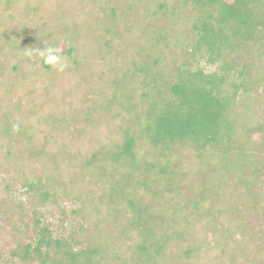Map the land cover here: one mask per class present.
<instances>
[{"label": "rangeland", "instance_id": "rangeland-1", "mask_svg": "<svg viewBox=\"0 0 264 264\" xmlns=\"http://www.w3.org/2000/svg\"><path fill=\"white\" fill-rule=\"evenodd\" d=\"M197 14L186 0H0V264H39L21 251L42 228L76 251L95 248L89 264H264L255 70L239 79V103L206 111L196 131L208 142H150L177 70L220 65L187 48L201 46ZM235 40L218 49L236 50ZM49 46L63 73L29 55ZM240 48L247 61L250 47ZM128 137L133 160L121 152Z\"/></svg>", "mask_w": 264, "mask_h": 264}, {"label": "trees", "instance_id": "trees-1", "mask_svg": "<svg viewBox=\"0 0 264 264\" xmlns=\"http://www.w3.org/2000/svg\"><path fill=\"white\" fill-rule=\"evenodd\" d=\"M186 3L190 5L192 11L198 12L194 20L195 31L192 37L201 43L198 48L187 47L188 50L194 49L195 53L201 52L209 56L213 54V62H218L220 65L216 72L211 73L191 70L189 66L177 70L176 77L173 78L174 82L172 81L173 83L167 87L171 97L163 104V109L154 114V128L149 129L151 144H160L163 147L176 142L192 144L199 141L197 139L199 137L201 141L208 142L211 134L205 131L206 128L200 136L197 134L198 130L196 131L201 125L207 124L206 111L215 109L217 106H219L218 109L223 110L222 105H228L231 101L234 106L235 94L237 95L241 90L245 92V85L241 84L239 79L247 82L250 69L256 72L254 86L264 87V65L262 64L264 61V0H235L232 4L218 0H186ZM258 28L263 30L260 35L257 34ZM228 32L230 33L226 36ZM239 33L241 36L238 35ZM238 36L242 44L240 47H250L247 61L240 47L234 51L229 48L218 49V47H232L231 42L236 41L235 38ZM234 45H237V41ZM232 57V62L227 64L226 59L231 60ZM228 87L232 89L231 93ZM200 112L205 115L204 119H197ZM182 116L188 117L189 120L185 122ZM222 120L224 125L231 128L232 117H225ZM134 146L135 140L133 137H128L121 146V152L126 154L128 159L133 160ZM29 186V189L36 188L40 191L39 196L42 200L49 195L48 192L40 189L42 187H34L32 184ZM142 238L146 237L142 236ZM23 247L21 251L23 260H32L39 264H89L91 258L97 253L95 248L89 246L76 251L66 239L51 238L46 228L37 231L33 244ZM138 249L141 255H150V250L145 245H138Z\"/></svg>", "mask_w": 264, "mask_h": 264}, {"label": "clouds", "instance_id": "clouds-1", "mask_svg": "<svg viewBox=\"0 0 264 264\" xmlns=\"http://www.w3.org/2000/svg\"><path fill=\"white\" fill-rule=\"evenodd\" d=\"M59 52V49L49 46L30 50L29 55L39 57L45 65L50 66L58 73H63L68 67V64ZM12 131L13 133H18L20 131V124L14 123L12 125Z\"/></svg>", "mask_w": 264, "mask_h": 264}]
</instances>
